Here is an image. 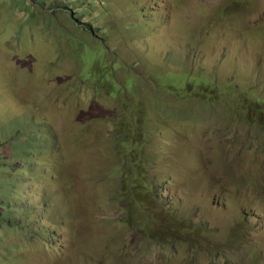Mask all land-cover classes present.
<instances>
[{
    "label": "rangeland",
    "instance_id": "1",
    "mask_svg": "<svg viewBox=\"0 0 264 264\" xmlns=\"http://www.w3.org/2000/svg\"><path fill=\"white\" fill-rule=\"evenodd\" d=\"M139 110L150 196L126 193L133 152L110 149L115 121L136 130ZM32 141L43 154L23 150ZM7 158L42 183L24 198L49 202L44 238L6 232L22 247L0 264H264V0H0ZM123 191L145 205L127 210Z\"/></svg>",
    "mask_w": 264,
    "mask_h": 264
},
{
    "label": "trees",
    "instance_id": "2",
    "mask_svg": "<svg viewBox=\"0 0 264 264\" xmlns=\"http://www.w3.org/2000/svg\"><path fill=\"white\" fill-rule=\"evenodd\" d=\"M46 15V13H45ZM34 22L37 24L38 22L42 21V17L39 16L36 17L34 14ZM51 23L50 25H52ZM93 27V26H91ZM87 31V29H86ZM79 32V31H78ZM80 33V32H79ZM81 34V33H80ZM105 55H107L104 52ZM105 60L101 63L104 65V69L106 74L109 75L111 83L116 84L117 86H120L119 84L122 82L121 75L119 73V66L113 67L112 64H109L107 56L104 58ZM90 82V79L89 81ZM99 83L98 80H95L93 85H88V87H91L94 89L96 85ZM111 85V84H109ZM137 83L132 82L133 90L136 87ZM101 86V83H100ZM140 87V86H139ZM116 93V91H115ZM136 98L139 96V91L135 89L134 94L130 96H135ZM214 97L213 101H216V97ZM127 98L124 97L123 100ZM208 97L205 99L207 100ZM211 99V97H210ZM203 100V101H205ZM219 100V99H217ZM136 102L132 103L130 107L127 108L124 115H128V117H133V112H137V108H135ZM127 117V118H128ZM126 118V119H127ZM138 128L136 130H128L125 124L123 123L124 120L119 119L115 121L114 127V135L112 138V145L114 151H125V155L120 158L121 160L127 159L129 153L133 152V156L131 160L127 161L126 166L130 170L129 179L127 181V189L126 193H131L133 195H136L140 190L144 192L145 195L150 196L146 190L150 187V183L144 187L141 185L142 179H147L146 170L148 166V158L147 155L148 150L146 149V145L151 144L152 137L154 135L152 124L147 115L144 114L143 110H139L138 112ZM156 123L158 125L165 124V122L161 119L156 120ZM144 129L146 130V135L144 137ZM123 138V141L121 139ZM32 148L30 149H23L26 152H31L35 156H38L40 154L44 153V149L38 147L35 142H31ZM138 149L137 151H135ZM134 152H136L134 154ZM146 155V157H144ZM23 162H27L28 160H31L33 157L29 155H22L20 154ZM16 160V159H15ZM17 161V160H16ZM11 158L7 159H0V169H5L3 172L7 175V178L5 181L0 182V251L5 250L8 256H11V249L12 247H18L19 249L22 246L10 244L6 245L4 243L5 236H7L8 231L10 233L14 234H21L19 237L20 240L28 243H37L38 239L44 238V231L45 229L42 227L44 225V219L37 218V214L39 213H46L47 207H48V196L46 197V203L47 206L44 207L42 205V199L41 196L43 195V191L40 189L38 191V198L31 196V194H28V199H25L22 195V192L24 190H38V187L41 186V182L38 180H34L33 178L25 179L20 176V171L17 170V166L15 163H10ZM39 166V162L37 163V167ZM0 170V174H1ZM140 172L143 173V175L140 174ZM134 173V178L132 174ZM16 175H19L18 178H16ZM15 179H19V182H21V186L19 188H16V184L14 183ZM166 186L168 185L165 184ZM22 188V190H21ZM125 192L119 194L117 198L124 202L127 201V210H132L133 208L139 206L142 207L145 205V202L143 201H128L127 198L124 197ZM20 196V198L18 197ZM157 197V196H152ZM51 221V220H49ZM135 222V221H133ZM7 229V231H5ZM184 230H181L180 233H183ZM54 239V237H52ZM16 262V261H14ZM14 262L10 263L13 264Z\"/></svg>",
    "mask_w": 264,
    "mask_h": 264
},
{
    "label": "clouds",
    "instance_id": "3",
    "mask_svg": "<svg viewBox=\"0 0 264 264\" xmlns=\"http://www.w3.org/2000/svg\"><path fill=\"white\" fill-rule=\"evenodd\" d=\"M76 22H77V20H76ZM78 23H79V22H78ZM79 24H81V23H79ZM111 144H112V143H111ZM110 149H113V145L111 146V148H110ZM110 149H109V150H110Z\"/></svg>",
    "mask_w": 264,
    "mask_h": 264
}]
</instances>
